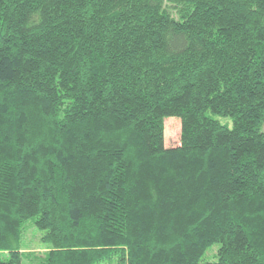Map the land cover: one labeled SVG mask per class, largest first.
Segmentation results:
<instances>
[{
  "label": "trees",
  "instance_id": "1",
  "mask_svg": "<svg viewBox=\"0 0 264 264\" xmlns=\"http://www.w3.org/2000/svg\"><path fill=\"white\" fill-rule=\"evenodd\" d=\"M263 122L264 0H0V264H264Z\"/></svg>",
  "mask_w": 264,
  "mask_h": 264
},
{
  "label": "rangeland",
  "instance_id": "2",
  "mask_svg": "<svg viewBox=\"0 0 264 264\" xmlns=\"http://www.w3.org/2000/svg\"><path fill=\"white\" fill-rule=\"evenodd\" d=\"M222 124L231 126L229 117L215 116ZM180 120L176 117H166L163 122V139L165 147L176 146L180 142ZM264 131V122L262 124ZM42 231L37 229L32 220H27L23 223L20 248L22 251L21 264H41L46 255L48 246L44 244L40 237ZM217 245H212L204 253L200 264H207L212 261L216 255Z\"/></svg>",
  "mask_w": 264,
  "mask_h": 264
}]
</instances>
